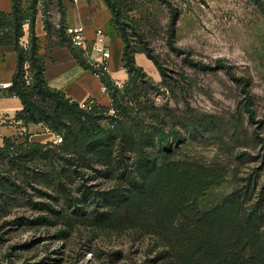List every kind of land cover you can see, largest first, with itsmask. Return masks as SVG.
Masks as SVG:
<instances>
[{
  "label": "trees",
  "instance_id": "1",
  "mask_svg": "<svg viewBox=\"0 0 264 264\" xmlns=\"http://www.w3.org/2000/svg\"><path fill=\"white\" fill-rule=\"evenodd\" d=\"M104 1L112 14L110 24L118 26L116 34L123 39L121 59L128 77L118 86L110 74L100 75L110 102L94 100L89 108L52 87L45 76L46 48L55 45L69 46L81 65L97 71L83 51L73 47L64 0H11L10 11L0 10V54L4 46L17 52V67L5 91L23 103L0 124L26 131L30 123L42 124L62 138L32 140L29 131L22 139L19 134L3 137L0 220L27 198L25 204L42 213L37 219L53 221L56 215L68 224L77 220L152 234L166 247L172 264H264L263 190L248 177L227 195L209 201L215 187L225 183L226 169L184 150L214 118L187 102L181 115L156 104L150 91L159 84L137 63L136 53H145L155 63L172 93L179 80L169 74L144 35L142 46L131 43L120 19L124 0ZM250 1L264 14V0ZM52 5L61 15L58 22L51 18ZM40 12L44 39L36 32ZM177 19L175 13L173 31ZM244 92L246 111L254 119L250 88ZM29 186L39 191V200L32 198Z\"/></svg>",
  "mask_w": 264,
  "mask_h": 264
},
{
  "label": "rangeland",
  "instance_id": "2",
  "mask_svg": "<svg viewBox=\"0 0 264 264\" xmlns=\"http://www.w3.org/2000/svg\"><path fill=\"white\" fill-rule=\"evenodd\" d=\"M121 7L120 19L131 43L142 46L140 34L144 35L169 74L179 80L176 94L172 93L152 60L144 66L159 84L150 91L156 104L181 115L187 102L214 118L184 150L190 157L215 160L226 169L225 183L215 187L209 201L227 195L248 177L264 192V14L260 7L250 0H124ZM50 13L54 22L60 20L55 5ZM39 18L43 20V12ZM106 27L107 35L115 38L118 26L107 20ZM28 36L22 40L26 42ZM245 87L254 100V119L245 108ZM26 132L20 129L21 139ZM28 191L33 199L41 198L33 186ZM26 199L0 220V264H172L166 247L152 234L103 229L77 220L68 224L56 215L53 221L37 219L42 213L29 208Z\"/></svg>",
  "mask_w": 264,
  "mask_h": 264
},
{
  "label": "crops",
  "instance_id": "3",
  "mask_svg": "<svg viewBox=\"0 0 264 264\" xmlns=\"http://www.w3.org/2000/svg\"><path fill=\"white\" fill-rule=\"evenodd\" d=\"M66 4V23L69 28L81 29L92 43L97 28L106 29V22L112 17L111 11L104 0H64ZM0 10L10 11L11 0H0ZM59 17V16H58ZM56 17V20L58 19ZM36 32L43 39L46 35L42 18L37 19ZM108 44L111 47L109 60L110 75L124 82L128 73L122 62L123 39L108 34ZM73 47L77 49L74 45ZM0 81H11L17 67V52L13 46L1 47ZM45 76L48 83L55 88L63 89L66 94L79 102L97 100L103 104L110 102L109 96L103 90L101 77L81 65L73 50L67 45H55L46 48ZM99 58V55H95ZM136 60L139 65L150 66L151 59L144 53L137 52ZM23 108L22 100L18 96L8 95L0 91V119L13 117L16 111ZM21 128L16 125L0 124V144L4 136L19 134ZM32 140H57L58 136L42 124L30 123L27 127Z\"/></svg>",
  "mask_w": 264,
  "mask_h": 264
},
{
  "label": "built area",
  "instance_id": "4",
  "mask_svg": "<svg viewBox=\"0 0 264 264\" xmlns=\"http://www.w3.org/2000/svg\"><path fill=\"white\" fill-rule=\"evenodd\" d=\"M77 1V0H73ZM69 32L72 36L73 45L83 51L84 55L87 56L91 65L97 68V71L94 72L99 76L108 73L110 74L109 60L111 58V47L108 44L107 38L108 35L102 27L97 28L95 32V37L92 43H90L85 37L81 29L69 28ZM95 55H99V58ZM114 79V78H113ZM11 81H0V91H5L11 85ZM114 83L118 86H123V82L117 79H114ZM104 92H107V85H103ZM93 101L89 102H80V105L84 108H89L92 105ZM61 137H58L56 140L60 142Z\"/></svg>",
  "mask_w": 264,
  "mask_h": 264
}]
</instances>
